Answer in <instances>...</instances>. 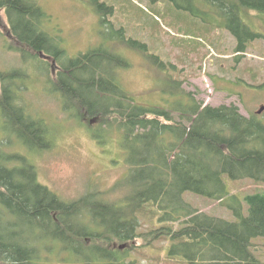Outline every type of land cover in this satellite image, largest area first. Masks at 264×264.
<instances>
[{"label":"trees","instance_id":"trees-1","mask_svg":"<svg viewBox=\"0 0 264 264\" xmlns=\"http://www.w3.org/2000/svg\"><path fill=\"white\" fill-rule=\"evenodd\" d=\"M147 1L151 8H162L152 9L157 20L166 21L172 15L190 17L200 21L204 31L201 34L198 25L189 29L207 37L225 29L234 37L239 55L262 38L244 17L250 12L264 14V0ZM90 4L106 30L119 35L115 42L149 54L147 44L128 38L124 28H114L110 18L116 5L104 0H90ZM0 8L6 11L9 37L18 45L14 50L25 65V70L0 73V110L8 131L33 152L51 149L48 124L20 101L21 83L31 79L30 66L44 75L50 71L42 60L47 56L52 68L57 65L59 69L53 91L61 96L64 108L79 117L81 113L92 118L114 117L124 133L130 167L128 191L120 203L97 201L91 194L67 203L39 182L34 161L18 153H5L6 141L0 142V263L43 264L41 245H28L30 239L40 244L44 239L14 232L22 222L44 229L65 244L66 250L83 256L84 249L99 254L97 260L119 264L116 248L107 249L102 243H133L139 237L138 216L153 206L159 222L167 226L152 234L171 237L170 257L187 264H264L252 252L253 241L264 238V193L248 195L244 201L233 196L227 206L236 218L234 222L201 213L184 200L186 193H193L225 203V176L233 181L264 183V120L259 114L247 117L234 104L205 106L185 91L180 81L173 93L174 104L139 105L117 78L118 70L131 66L123 56L100 48L69 58L60 38L47 30L51 18L38 0H0ZM137 8L142 12L140 18L146 19L147 11ZM149 56L167 71L164 60ZM14 217L20 221L13 222ZM90 239L93 244L88 243Z\"/></svg>","mask_w":264,"mask_h":264},{"label":"rangeland","instance_id":"rangeland-1","mask_svg":"<svg viewBox=\"0 0 264 264\" xmlns=\"http://www.w3.org/2000/svg\"><path fill=\"white\" fill-rule=\"evenodd\" d=\"M104 1L117 7L115 15L110 18L114 28H124L128 38L147 44L149 54L164 60L167 71L154 64L149 54L115 42L119 35L106 30L90 0H38L51 18L47 30L60 38L69 58L105 48L129 61L130 68L118 70L117 78L137 104L152 107L174 104L173 93L180 81L181 87L193 93L205 106L234 104L247 117L258 114L264 107V14L250 12L244 17L246 24L262 38L253 42L245 54L239 55L235 52L234 37L223 28L213 31L212 37L202 36L189 29L198 25V31H204L200 21H193L190 17L181 19L172 15L166 21L155 19L152 9L162 8H151L147 0ZM138 6L147 11L146 19L140 18L142 12ZM9 29L6 11L0 8V73L25 68L20 53L16 52L18 45L9 37ZM42 60L46 61L50 71L44 75L30 66L31 79L22 81L20 101L41 122L48 124L52 147L38 153L23 146L8 131L0 110V142L6 141L4 152L18 153L34 161L39 182L67 203L79 201L89 194L97 201L120 203L128 191L130 172L123 131L112 116L102 119L81 113L79 117L66 110L61 96L53 91L58 66L52 68L51 58ZM1 87L0 79V93ZM259 117L264 120V111ZM109 123L113 126L109 127ZM224 183L228 191L225 203L193 193H186L184 200L201 213L234 222L236 218L227 206L233 202V196L244 201L248 195L264 193V183L251 179L233 181L225 176ZM138 217L139 237L133 243H102L107 249L116 248V256L121 258L119 264H187L180 258L169 256L170 236L152 234L167 226L159 222L160 215L153 206H147L146 212ZM18 220L12 218L13 222ZM178 227L179 224L174 226L175 229ZM14 232L44 239L41 244L34 239H30V244L28 242V246L41 245L43 264H84L88 260L93 264H112L110 259L97 260L99 254L82 248L83 256L66 250L65 244L39 227L31 228L20 222ZM88 243L93 244L91 239ZM252 252L264 262V238L253 241Z\"/></svg>","mask_w":264,"mask_h":264},{"label":"water","instance_id":"water-1","mask_svg":"<svg viewBox=\"0 0 264 264\" xmlns=\"http://www.w3.org/2000/svg\"><path fill=\"white\" fill-rule=\"evenodd\" d=\"M263 111H264V107L261 108V110L258 112V114H261Z\"/></svg>","mask_w":264,"mask_h":264},{"label":"flooded vegetation","instance_id":"flooded-vegetation-1","mask_svg":"<svg viewBox=\"0 0 264 264\" xmlns=\"http://www.w3.org/2000/svg\"><path fill=\"white\" fill-rule=\"evenodd\" d=\"M46 58H48L47 56H45Z\"/></svg>","mask_w":264,"mask_h":264}]
</instances>
